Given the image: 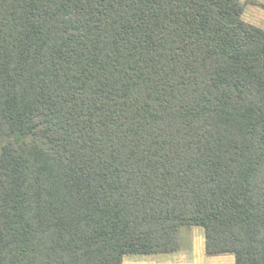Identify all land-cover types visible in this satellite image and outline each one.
Wrapping results in <instances>:
<instances>
[{
  "label": "trees",
  "instance_id": "trees-1",
  "mask_svg": "<svg viewBox=\"0 0 264 264\" xmlns=\"http://www.w3.org/2000/svg\"><path fill=\"white\" fill-rule=\"evenodd\" d=\"M240 0H0V264L182 250L264 264V30Z\"/></svg>",
  "mask_w": 264,
  "mask_h": 264
},
{
  "label": "crops",
  "instance_id": "crops-1",
  "mask_svg": "<svg viewBox=\"0 0 264 264\" xmlns=\"http://www.w3.org/2000/svg\"><path fill=\"white\" fill-rule=\"evenodd\" d=\"M252 11L251 14L256 13L255 9H252ZM187 238L188 243L185 250L182 248L181 251L173 254H158L134 258H129L128 256L124 258L123 264H236L235 257L231 254L209 257L206 254L205 235L198 229L190 231Z\"/></svg>",
  "mask_w": 264,
  "mask_h": 264
},
{
  "label": "rangeland",
  "instance_id": "rangeland-1",
  "mask_svg": "<svg viewBox=\"0 0 264 264\" xmlns=\"http://www.w3.org/2000/svg\"><path fill=\"white\" fill-rule=\"evenodd\" d=\"M243 2L246 4V9H245L244 16H243L244 21L264 30V0H244ZM255 6H258V7H255ZM252 7H255V8H252ZM252 9H255L256 13L251 14L253 12ZM0 150H1V147H0ZM193 229H198L199 231L203 233V235H205L204 230L200 227L184 228L182 231V237H183L182 244H183L184 250L187 248V243H188L187 236L190 234V231H192ZM203 246H204V240H203ZM226 255H230V254H226ZM142 256H145V255H137V256L133 255V256H129V258L142 257ZM209 257H212V256H209ZM210 264H215V263H210Z\"/></svg>",
  "mask_w": 264,
  "mask_h": 264
}]
</instances>
